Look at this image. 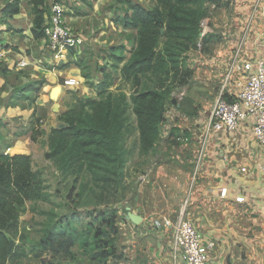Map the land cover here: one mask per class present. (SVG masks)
<instances>
[{"label":"crops","instance_id":"crops-1","mask_svg":"<svg viewBox=\"0 0 264 264\" xmlns=\"http://www.w3.org/2000/svg\"><path fill=\"white\" fill-rule=\"evenodd\" d=\"M14 1L0 3V46L5 52L0 62V154L44 158L51 130L69 109L67 92L97 96L78 63L86 67L93 84L102 83L105 72L115 78L116 57L108 56L106 66L98 67L86 51L92 56L108 49L110 55L125 37L122 43L130 59L137 30L115 19L112 0H46L45 11L65 9L66 22L79 35L75 48L53 52L47 39L33 34L28 0H21L19 13L4 17V8ZM257 1L206 0L209 42L190 54L192 81L180 89L181 98H175L179 104L168 106L155 149L127 168L116 207L118 253L113 264H180L175 230L159 233L153 228L164 218L174 224L192 222L204 238L210 264H264V148L255 141L251 120L233 132L210 121L217 98L231 100L264 60V0L258 8ZM129 32L134 33L130 47ZM21 61L25 68L18 66ZM233 63L251 67L234 74L223 88ZM40 82L38 91L13 97L16 90ZM55 87L60 92L52 100ZM129 213L142 222L134 224ZM209 242L215 247L209 249Z\"/></svg>","mask_w":264,"mask_h":264},{"label":"trees","instance_id":"trees-1","mask_svg":"<svg viewBox=\"0 0 264 264\" xmlns=\"http://www.w3.org/2000/svg\"><path fill=\"white\" fill-rule=\"evenodd\" d=\"M28 1L34 16L33 34L43 38L46 0ZM155 1V9H146L133 0H119L125 7V16L118 21L137 30L128 62L119 68L124 60L116 58L113 65L121 80L132 84L130 96L120 88L113 89L112 73L105 72L100 84L91 83L86 67L78 63L97 96L71 94L73 103L59 117L60 124L66 127H56L48 136L45 160L54 164L60 177L74 179L80 199L90 193L97 199L96 205L114 204L125 188L129 158L135 152L141 157L155 149L168 105L179 104L174 91L192 81L190 54L209 42L205 34L209 24L206 0ZM20 4L21 0H15L6 6L4 17L19 13ZM215 4L219 6V2ZM41 84L16 90L13 97L38 91ZM131 115L136 118L134 126ZM135 133L137 141L129 149L127 140ZM32 140H36L35 134ZM32 167L30 156L0 154V264H21L29 255L19 228V208L26 201H52L42 173ZM117 219V212L101 211L93 236L90 231L81 233L69 222L59 221L44 230L35 250L42 255L58 254L60 250L71 253L77 244L90 247L92 239L96 249L92 262L108 264L117 259Z\"/></svg>","mask_w":264,"mask_h":264},{"label":"rangeland","instance_id":"rangeland-1","mask_svg":"<svg viewBox=\"0 0 264 264\" xmlns=\"http://www.w3.org/2000/svg\"><path fill=\"white\" fill-rule=\"evenodd\" d=\"M133 1L142 5L146 9L156 8L155 0ZM62 10L65 9L62 8ZM110 10L112 11L115 19L123 18L125 16V7L119 2V0H112ZM62 12L64 18H66L65 11ZM45 14L50 17L51 11L48 10V12H45ZM72 32L76 36V38L79 39V35L73 28ZM127 38L129 39L128 47H130L131 45H133L134 33L129 32ZM124 39L125 37L120 39L119 46L116 48V50H110V55L107 54L108 49H105V51L100 50L101 55L92 54V56L89 51H86V56L89 58L94 57L95 61H98V67L106 66L107 63L105 62L108 56H111L109 58H113L112 56L116 58H122V60L124 61L118 65L119 68H121L129 59V56L125 51V43H122L125 42ZM113 64H116V59L114 60V58L112 59V65ZM114 74L115 78L113 89L120 88L129 97L132 90V84L122 81L118 71L114 70ZM181 88L174 91V98H176L178 101L181 98L179 97ZM73 93L74 92H67L65 100L66 104L73 103V97L71 95ZM77 96L88 98L82 95ZM29 101H32V99H30ZM131 121L134 126L136 123V118L134 115H131ZM137 138V133L128 138L127 147L129 149L132 148L134 142L137 141ZM37 139H39L38 136ZM0 152H3V150L0 149ZM7 154L11 156L15 155L13 153ZM137 157H139V155L137 152H135V154L129 158L127 168L130 165L132 166L135 164V162L137 161ZM31 159L33 170L42 173L48 192L52 196V201L51 203L26 201L24 205L19 208V228L20 232L26 238L24 245L27 252H29L28 257L24 259L21 264H41V260H44V264H94L92 262V258L94 257V254H96V249L94 248L95 244L93 243L92 239H90V247L83 248L80 244H77L74 248L71 249V253H66L64 250H60L58 254L46 253L42 255L41 253H39V251H37V249L35 250V248L39 240L42 238L44 230L49 226L54 227L59 223V221H63V224L69 222L71 224V227L77 228L81 233L90 231L93 236L95 229L99 226V220H97V218L100 215L101 211L109 213L117 212L116 207L121 196H118L115 203L109 206L96 205L97 199L90 193H86L83 196V199H80L78 197L79 188L78 185L76 186L73 183V178H69L66 180L60 177V173L57 171L54 164L51 161H46L45 158H42L40 156V154L35 157H31ZM74 188L78 189H75V191H73ZM64 221L66 223H64ZM88 224H91V226ZM113 262L114 261H111L108 264H113Z\"/></svg>","mask_w":264,"mask_h":264},{"label":"built area","instance_id":"built-area-1","mask_svg":"<svg viewBox=\"0 0 264 264\" xmlns=\"http://www.w3.org/2000/svg\"><path fill=\"white\" fill-rule=\"evenodd\" d=\"M260 1H257L256 8L260 6ZM62 11V7L54 6L44 25V38L48 40L53 52L75 48L79 42L66 23ZM250 23L251 20L248 24ZM4 57L5 52L0 46V62ZM18 66L25 68L27 64L21 61ZM250 67V64L233 63L225 76L223 88L234 78V74L246 72ZM255 68L254 73L248 75L246 84L231 100L224 99L223 95L217 98L211 110L210 121L220 123L227 132H233L241 122L251 120L255 141L264 148V60L259 61ZM262 171L264 172V166ZM196 174L193 182H196ZM222 196H226V191L222 192ZM153 228L159 233L171 228L175 230L174 241L180 252V264H210L204 238L192 222L181 220L174 224L172 220L164 218L156 220ZM207 246L212 249L215 244L209 242Z\"/></svg>","mask_w":264,"mask_h":264},{"label":"water","instance_id":"water-1","mask_svg":"<svg viewBox=\"0 0 264 264\" xmlns=\"http://www.w3.org/2000/svg\"><path fill=\"white\" fill-rule=\"evenodd\" d=\"M163 32H164V31H162V33H163ZM59 92H60V88H59V87H55V88L53 89V91H52L51 99H52V100H55V99L57 98ZM65 127H66L65 124H60V125H58V128H59V129H63V128H65ZM128 217H129V219H130L134 224H136V225H139V224L142 222V218H141L140 216L134 215V214H132V213H129ZM41 264H44V260H41Z\"/></svg>","mask_w":264,"mask_h":264}]
</instances>
